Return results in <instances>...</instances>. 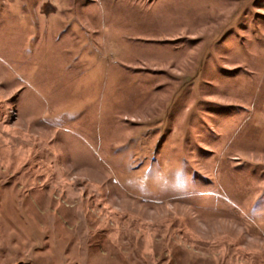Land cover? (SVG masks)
Instances as JSON below:
<instances>
[{
    "label": "rangeland",
    "instance_id": "rangeland-1",
    "mask_svg": "<svg viewBox=\"0 0 264 264\" xmlns=\"http://www.w3.org/2000/svg\"><path fill=\"white\" fill-rule=\"evenodd\" d=\"M0 264H264V0H0Z\"/></svg>",
    "mask_w": 264,
    "mask_h": 264
}]
</instances>
